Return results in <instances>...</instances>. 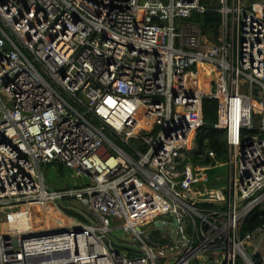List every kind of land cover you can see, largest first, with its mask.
I'll return each mask as SVG.
<instances>
[{"label":"built area","instance_id":"built-area-1","mask_svg":"<svg viewBox=\"0 0 264 264\" xmlns=\"http://www.w3.org/2000/svg\"><path fill=\"white\" fill-rule=\"evenodd\" d=\"M263 8L0 0V264H264V225L241 232L264 206ZM203 100L224 161H193ZM41 164L88 184L51 190Z\"/></svg>","mask_w":264,"mask_h":264},{"label":"trees","instance_id":"trees-1","mask_svg":"<svg viewBox=\"0 0 264 264\" xmlns=\"http://www.w3.org/2000/svg\"><path fill=\"white\" fill-rule=\"evenodd\" d=\"M263 21H264V8L262 10ZM189 21L198 24L202 33H207V31L213 33L218 25V15L215 12H206L203 15L191 14ZM202 118L205 126L199 130L196 138V152L193 154V161L195 162L198 155H202L206 150H210L214 153L216 161H224L226 157V147L223 142V135L219 131H215L212 125L216 123V102L214 100H203L202 102ZM201 164H206L207 160L200 162ZM56 167L58 172L62 173L65 167L59 165H53ZM69 170V169H67ZM88 183L81 185L85 186ZM74 186L72 188L81 187ZM67 188V187H66ZM65 188L61 187L59 190ZM264 225V206L257 209L254 214L246 220L241 227V232H251L254 229Z\"/></svg>","mask_w":264,"mask_h":264},{"label":"rangeland","instance_id":"rangeland-1","mask_svg":"<svg viewBox=\"0 0 264 264\" xmlns=\"http://www.w3.org/2000/svg\"><path fill=\"white\" fill-rule=\"evenodd\" d=\"M248 3H253V2H258V4H263L264 0H247ZM40 171L43 177V181L46 186H48L51 190H59L61 187L66 188V187H74V186H81L86 183H88V178L83 177V176H76V174L67 169H63L62 173L58 172L55 166L53 165H40ZM225 174V169L218 168V169H213L212 172H208L206 175H224ZM77 204H74L76 206ZM0 217L2 215L0 214ZM113 243L119 245L121 241L118 240H124L127 243V246L125 247H132L131 245V237L129 235H126L123 233L121 230H117L113 232V235L111 237ZM134 246H137L135 244Z\"/></svg>","mask_w":264,"mask_h":264},{"label":"bare ground","instance_id":"bare-ground-1","mask_svg":"<svg viewBox=\"0 0 264 264\" xmlns=\"http://www.w3.org/2000/svg\"><path fill=\"white\" fill-rule=\"evenodd\" d=\"M252 104L254 106V119H253V124L254 125H258L259 124V120H260V110H261V96L260 94L258 96H256L255 98H252ZM15 222V226H19V223H17L18 221L12 220V224ZM20 228H22V226H20Z\"/></svg>","mask_w":264,"mask_h":264},{"label":"water","instance_id":"water-1","mask_svg":"<svg viewBox=\"0 0 264 264\" xmlns=\"http://www.w3.org/2000/svg\"><path fill=\"white\" fill-rule=\"evenodd\" d=\"M203 80L204 81H210L211 80V77H204Z\"/></svg>","mask_w":264,"mask_h":264},{"label":"crops","instance_id":"crops-1","mask_svg":"<svg viewBox=\"0 0 264 264\" xmlns=\"http://www.w3.org/2000/svg\"><path fill=\"white\" fill-rule=\"evenodd\" d=\"M254 3H258L257 1L256 2H254ZM264 4V3H263Z\"/></svg>","mask_w":264,"mask_h":264}]
</instances>
